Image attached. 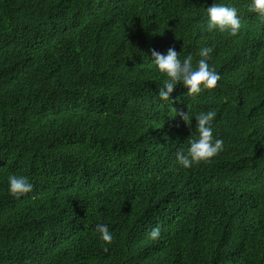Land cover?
I'll return each mask as SVG.
<instances>
[{
    "label": "trees",
    "instance_id": "1",
    "mask_svg": "<svg viewBox=\"0 0 264 264\" xmlns=\"http://www.w3.org/2000/svg\"><path fill=\"white\" fill-rule=\"evenodd\" d=\"M216 2L235 36L207 31L213 0H0V264H264V21ZM169 47L210 48L216 88L161 101ZM209 110L223 151L183 168Z\"/></svg>",
    "mask_w": 264,
    "mask_h": 264
},
{
    "label": "clouds",
    "instance_id": "2",
    "mask_svg": "<svg viewBox=\"0 0 264 264\" xmlns=\"http://www.w3.org/2000/svg\"><path fill=\"white\" fill-rule=\"evenodd\" d=\"M249 11L256 17L264 21V0H250L248 5ZM207 31L213 30L220 33H227L235 36L241 29V19L237 14L235 7L228 6L224 3H213L207 7ZM210 48H201L199 57L193 64L192 54H188L182 60L177 51L169 47L166 54H160L156 50H151V60L156 70L164 77L162 87L158 88V96L161 101L171 100L170 94L178 85H182L186 92V97L195 98L203 90H212L217 86L220 75L212 70L207 63V57ZM172 101V100H171ZM176 111V110H175ZM191 127L193 117L189 111H176V116ZM216 116L215 111L200 112L195 115V133L196 138L189 139L186 151L178 150L176 152L177 162L183 168H190L194 164L209 161L219 152L223 151L224 142L222 139L213 136V120ZM8 193L14 198H19L32 191L33 184L28 177L23 175L10 174L8 177ZM96 231L99 238L106 244H110L113 239L112 233L106 224L98 223ZM160 236V228L155 227L149 233V239L156 240Z\"/></svg>",
    "mask_w": 264,
    "mask_h": 264
}]
</instances>
